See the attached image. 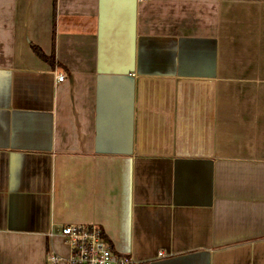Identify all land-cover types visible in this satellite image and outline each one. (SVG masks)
<instances>
[{
    "label": "crops",
    "instance_id": "0c3cea01",
    "mask_svg": "<svg viewBox=\"0 0 264 264\" xmlns=\"http://www.w3.org/2000/svg\"><path fill=\"white\" fill-rule=\"evenodd\" d=\"M66 224L264 264V0H0V264L68 255Z\"/></svg>",
    "mask_w": 264,
    "mask_h": 264
},
{
    "label": "built area",
    "instance_id": "2783aa9c",
    "mask_svg": "<svg viewBox=\"0 0 264 264\" xmlns=\"http://www.w3.org/2000/svg\"><path fill=\"white\" fill-rule=\"evenodd\" d=\"M64 78L63 74L57 76L59 81ZM60 234L68 247V255L49 251L46 264H133L129 254L111 248L96 224H66L60 228Z\"/></svg>",
    "mask_w": 264,
    "mask_h": 264
},
{
    "label": "trees",
    "instance_id": "16d2710c",
    "mask_svg": "<svg viewBox=\"0 0 264 264\" xmlns=\"http://www.w3.org/2000/svg\"><path fill=\"white\" fill-rule=\"evenodd\" d=\"M32 49L35 53H37V55H39L42 58L47 59V57L44 55V53L36 46H32Z\"/></svg>",
    "mask_w": 264,
    "mask_h": 264
}]
</instances>
